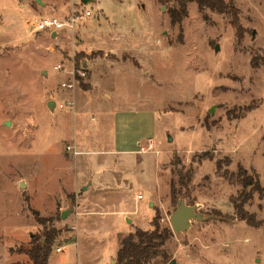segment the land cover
<instances>
[{
    "label": "rangeland",
    "instance_id": "rangeland-1",
    "mask_svg": "<svg viewBox=\"0 0 264 264\" xmlns=\"http://www.w3.org/2000/svg\"><path fill=\"white\" fill-rule=\"evenodd\" d=\"M224 1L239 28L194 2L172 24L171 0H0V264H30L19 249L43 229L33 210L59 230L48 264H113L119 239L156 213L172 235L149 264H264V192L244 205L251 224L224 175L242 167L264 188V0ZM86 9L56 40L34 30ZM75 136L87 152L66 150ZM80 164L116 179L79 177ZM171 180L202 215L184 232L169 222Z\"/></svg>",
    "mask_w": 264,
    "mask_h": 264
},
{
    "label": "trees",
    "instance_id": "trees-1",
    "mask_svg": "<svg viewBox=\"0 0 264 264\" xmlns=\"http://www.w3.org/2000/svg\"><path fill=\"white\" fill-rule=\"evenodd\" d=\"M177 5L176 8H171L169 11L172 24H179L183 17L187 15V3H196L198 9H209L219 13L231 15L233 25L239 28L237 23L238 9L230 2L224 0H171ZM78 55L76 54L78 60ZM78 66V65H77ZM249 110L251 107H247ZM217 168H220V161L217 162ZM229 173V174H228ZM191 171H186L185 175H180V183L186 186ZM224 175L236 176V181L241 185V190L236 196L231 198L233 208L236 215L241 219H246L253 224L254 220L250 219L244 209V205L249 201L254 192L259 195L264 192L256 174H249L246 169L239 167L236 172H227ZM170 193L173 199L177 198L174 181L170 183ZM34 219L41 225L43 229L40 235H35L30 239L28 247L20 248L19 253L25 254L30 264H48L49 255L52 251V244L59 233V230L54 226L45 225V218L41 217L38 211H32ZM152 229L143 230L141 228L129 232L127 235L119 239V247L116 251V258L113 264H149L156 256L162 254L161 246L170 238L172 232L167 227H162L159 223V215L156 213L151 219Z\"/></svg>",
    "mask_w": 264,
    "mask_h": 264
},
{
    "label": "built area",
    "instance_id": "built-area-1",
    "mask_svg": "<svg viewBox=\"0 0 264 264\" xmlns=\"http://www.w3.org/2000/svg\"><path fill=\"white\" fill-rule=\"evenodd\" d=\"M91 14L90 10L86 9L83 11L82 15H77L74 12L69 15L66 18H59L56 16H49V17H40L38 22L34 24V30L36 31H41V30H62L64 28H73L74 24L76 22L77 19H79L80 17L83 16H89ZM58 68H60V66H57ZM81 76H84L85 73L84 72H80L79 73ZM78 81L77 78L73 77L72 80L68 81V82H61L60 86L63 89H72L75 86V83ZM72 105L71 102H66V103H58L57 107L58 108H63L65 106H70ZM152 143L151 140H149V144L147 146V148L151 147ZM141 150H144L143 147L140 148ZM66 150L71 151L73 155H76L78 153L77 150H75V148L72 145H66ZM141 195L138 194L137 198H140ZM57 252H61L62 251V247H57L55 249Z\"/></svg>",
    "mask_w": 264,
    "mask_h": 264
},
{
    "label": "water",
    "instance_id": "water-1",
    "mask_svg": "<svg viewBox=\"0 0 264 264\" xmlns=\"http://www.w3.org/2000/svg\"><path fill=\"white\" fill-rule=\"evenodd\" d=\"M81 1L83 3H87L90 2L91 0H81ZM60 33H61L60 30H52V36L56 35V38H54L55 40L58 39ZM51 103H53V101H50V104ZM209 111H212V108H210ZM6 125H8V123H6ZM168 139H170L169 136ZM175 203H176L175 208L169 215V222L173 232L175 233L184 232L186 229L189 228L191 219L194 218L201 219L202 215L196 212L197 205H188L185 203L183 199H176ZM65 214L66 211H63L61 217H64ZM167 264H177V262L174 259H171Z\"/></svg>",
    "mask_w": 264,
    "mask_h": 264
},
{
    "label": "crops",
    "instance_id": "crops-1",
    "mask_svg": "<svg viewBox=\"0 0 264 264\" xmlns=\"http://www.w3.org/2000/svg\"><path fill=\"white\" fill-rule=\"evenodd\" d=\"M90 2H94V0H91ZM47 106L50 108V109H55V102L53 101V103L50 104V101L47 102ZM114 126V125H113ZM115 127V126H114ZM113 129V128H112ZM113 131L116 132L115 128L113 129ZM112 133V141H110L111 144V150H109L110 154H118L119 153V149H118V146H117V139H116V133ZM153 139H151L152 141ZM72 144H69V145H72L75 150L79 151V152H87V150H85L82 145H81V140L79 137L75 136L73 139H72ZM140 151V150H139ZM114 169V166L113 167H106L104 169H101L99 168V166H96V167H93V165H89V166H82V164H80V172H78L77 174H79V177H82V173L85 172L86 174H89L92 170V172H95L94 173V177H96L97 175H99L97 181L99 184H106L108 181V183H111L110 181H114L116 179V174L114 173L115 171L113 170ZM105 169H107V173L105 174ZM90 176V174H89Z\"/></svg>",
    "mask_w": 264,
    "mask_h": 264
}]
</instances>
